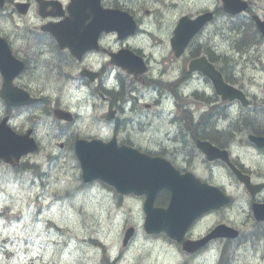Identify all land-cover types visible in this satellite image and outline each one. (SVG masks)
I'll return each mask as SVG.
<instances>
[{
	"label": "flooded vegetation",
	"instance_id": "flooded-vegetation-1",
	"mask_svg": "<svg viewBox=\"0 0 264 264\" xmlns=\"http://www.w3.org/2000/svg\"><path fill=\"white\" fill-rule=\"evenodd\" d=\"M97 0H0V39L7 45L11 55L23 65V70L13 79V84L27 91L32 97H38L40 102L28 107V129L36 136L35 123L41 121V116L35 114L34 110L44 106V116L52 119V107H61V95L55 96L51 101L49 93H41L45 88L56 90L66 81H72L76 85L72 89V96L76 99L83 98L88 92L97 95L98 89H103L107 81H112L113 72L116 73V82L111 91L106 94V112L112 113V119L106 120V115L96 116L94 119L99 126L108 130L109 138L116 137L118 143L127 147L142 151L149 148L153 143L145 136L144 125L146 123L145 102L149 100L150 106H157L160 101V108L165 101H175L179 104V113L182 126L176 125L175 132H183L177 142L166 136L165 148L178 155L191 151L192 136L212 135L218 137L220 130L214 124L215 114L209 113L200 117L196 121L192 120V115L188 110H184L186 100L190 94V84L195 81L201 84L200 74H188V63L195 58L197 53L195 44L189 45L187 50L179 57L169 47V40L173 32L183 17L194 19L201 14L211 12L215 20L216 15H220L223 9L220 7V0H99V7L106 12V19L111 24V30L105 33L103 30L92 35L95 38L90 43L96 45L95 48L87 47L88 43L80 45L76 51L80 54L74 57L69 47L61 48V44L53 37L46 28L50 24H59L69 19L82 20L83 25H87L96 17L91 15V3ZM74 3L76 13L74 17L69 14L68 7ZM153 7L155 10H150ZM114 11L127 14L134 25L131 35L118 39L119 33L113 28ZM109 12H112L109 14ZM104 25H98L101 28ZM120 34H124L122 29H118ZM145 35L151 38V47L144 50L136 47L132 41L138 36ZM80 41L74 39L69 43L78 44ZM84 47L85 51L80 50ZM131 51L139 58L148 71L146 74L136 78H129L123 69L117 67L114 62V54L120 51ZM225 54V52L223 51ZM226 55V54H225ZM215 66L221 61L220 56L209 59ZM230 68V66H229ZM31 72V77L28 74ZM83 74H92L93 81ZM125 79L132 82H124ZM37 84V88L29 89L31 84ZM110 83V82H109ZM208 83V82H207ZM3 79L0 75V87ZM209 87L208 85H205ZM199 96L206 99H215V96H205L204 89ZM110 93V94H109ZM60 94V92H59ZM187 96V97H186ZM38 107V108H35ZM146 108V109H145ZM42 109V108H41ZM59 134L66 131L67 126L54 120ZM39 127L48 128L49 123L41 121ZM173 126L168 125L167 131L173 130ZM174 131V130H173ZM152 133L160 134V128H152ZM161 145V144H160ZM157 145V148H160ZM264 156V150L260 152ZM176 159L179 160L176 155Z\"/></svg>",
	"mask_w": 264,
	"mask_h": 264
},
{
	"label": "rangeland",
	"instance_id": "rangeland-1",
	"mask_svg": "<svg viewBox=\"0 0 264 264\" xmlns=\"http://www.w3.org/2000/svg\"><path fill=\"white\" fill-rule=\"evenodd\" d=\"M226 56L228 58L233 57L234 54H230L227 50H224ZM264 60V57L262 56ZM226 71H228L227 65L224 64ZM230 70H236L234 73L239 76L240 81L243 84H257L253 82V77L255 79L259 78L258 71L255 70L253 66H240L239 61L235 64L230 65ZM242 78L244 80H242ZM260 83V82H258ZM34 88H37V84L32 85ZM260 92L262 91L256 85L250 87V91L253 92V89ZM45 90H49L51 93L54 92L52 89L45 88ZM80 129L84 128V123H81ZM74 130V129H73ZM86 130V129H85ZM102 133L97 129H90L86 132H82L81 135H90L96 133ZM52 133V132H51ZM52 140L50 143L43 142L42 149H46V151L42 150V153L36 155L32 158L31 162L36 163V166L43 168V163H47L45 154L48 153L52 146L55 147V153L59 154L58 159L51 165L50 171L48 173V179L46 181L45 188H41L37 190L36 188H32L29 184L30 175L27 173H21L18 175H26L24 178V183L17 182L12 183L13 179L8 176L6 170H8L4 166H0V204H13L17 209H13L14 214L5 213L4 215H8V217H0V224L7 222L9 219L14 221L17 218V214H21L20 221L17 220L14 225H17V231L11 230L10 236L13 238L17 236L20 242L24 245H27L29 251L34 253V255H38L40 253L39 249L46 250V243L50 241L53 244L52 237L49 230L55 228V224L67 227L68 233H64V238H77L82 239L85 242H88L90 238L102 239L101 236L104 234V231L110 230L108 234H111V238L106 237L105 242V251H109V244L113 245V242L118 238L121 233L125 231L129 226L140 222L141 213L138 208V204H134L131 201L124 200L122 202L123 209L120 211H116L124 217L118 222L114 221V214L111 211L112 208L119 209L120 207H116L114 201L111 199H106L105 194L98 191L94 193H90L87 189L83 191V193L69 195L67 198H64L65 193L67 192L65 188H70L72 186L76 187L77 179L76 169L72 168V162L69 156H66V152L63 150L58 151L56 144L60 142V135H57V131L54 130L52 133ZM46 140V138H45ZM51 144V145H50ZM51 147H50V146ZM241 151V150H239ZM244 156V160H246L251 166H255L259 163L258 160H252L249 156V153L246 150L242 151ZM57 164V165H55ZM47 166L48 163H47ZM211 171L206 170L205 174L210 176ZM3 174V175H1ZM216 175H220L221 178H216L218 182H221L225 187L226 193L234 196L233 207L227 211L228 218H236L239 217V220L242 221L244 218L248 217L247 213H239V209H243V212L246 208L244 203V199L241 196V189L236 185L232 178L227 177L224 173H217ZM12 178L15 175L12 174ZM32 178V177H31ZM28 180V182H27ZM7 182H10L9 184ZM75 190V188H74ZM45 191L43 194L42 192ZM44 196L41 201L38 198ZM41 209L40 211L38 209ZM31 209V210H30ZM18 211L20 213H18ZM3 211H1L2 213ZM115 212V213H116ZM241 215H239V214ZM39 216V217H38ZM26 217H28L26 222ZM113 219V220H111ZM34 222V223H33ZM210 222V221H209ZM103 225L104 231L101 227ZM103 231V232H102ZM59 229H56L55 234L57 235ZM114 234V235H113ZM105 235V234H104ZM106 236V235H105ZM4 237V236H3ZM40 238V240H39ZM42 240V241H41ZM117 241V240H116ZM103 244V243H102ZM86 248L84 245L76 243V247L72 253L73 260L76 264H84L81 262L86 261L85 253ZM89 251H94L90 246L88 247ZM3 253V250L0 249V255ZM89 252L88 255H90ZM165 253V252H163ZM169 253V252H167ZM159 255L158 264H184V260L180 258L181 261L176 259L175 256L171 258H166V255ZM95 255V253H93ZM102 253L98 254V259H101ZM67 256V255H66ZM29 258L27 253H22L19 255V259ZM95 260V257H92ZM53 255L50 251H48L44 258L38 261L47 262L49 264L53 263ZM199 261H195L194 263L188 264H197ZM92 261H89L87 264H92ZM129 264H133L132 261H128ZM17 264V263H16ZM94 264V263H93ZM99 264V263H98ZM153 264H156L155 262Z\"/></svg>",
	"mask_w": 264,
	"mask_h": 264
},
{
	"label": "water",
	"instance_id": "water-1",
	"mask_svg": "<svg viewBox=\"0 0 264 264\" xmlns=\"http://www.w3.org/2000/svg\"><path fill=\"white\" fill-rule=\"evenodd\" d=\"M218 88L223 99L238 97L227 87L221 85ZM257 141L264 142L260 139ZM26 147L29 150L33 149L30 145ZM17 148H21V146ZM1 150L2 147H0V156ZM203 150L208 153L207 149L204 148ZM75 153L80 160L83 177L86 181L100 179L112 185L130 183L128 190L146 194L147 201L144 205V212L146 214L145 229L147 232L165 231L169 234L184 221L185 210L189 205L183 200L179 203L176 200L180 199L181 190L186 186L184 184H191L190 180H185L182 183H168L167 187L172 190L174 200L171 201L167 210L151 208L154 194L164 175L160 170V161L149 160L147 157L123 147L118 148L115 145V140L108 144H102L98 141H78L75 144ZM15 154L17 155L18 151ZM123 188L126 187L123 186ZM116 189L118 190L117 187Z\"/></svg>",
	"mask_w": 264,
	"mask_h": 264
},
{
	"label": "clouds",
	"instance_id": "clouds-1",
	"mask_svg": "<svg viewBox=\"0 0 264 264\" xmlns=\"http://www.w3.org/2000/svg\"><path fill=\"white\" fill-rule=\"evenodd\" d=\"M25 219H26V222H27L28 217H26ZM4 264H16V261L15 260H10V261L9 260H5Z\"/></svg>",
	"mask_w": 264,
	"mask_h": 264
}]
</instances>
